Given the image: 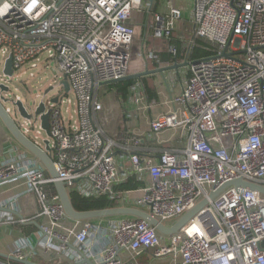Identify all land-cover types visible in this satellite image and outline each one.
Returning <instances> with one entry per match:
<instances>
[{
  "label": "built area",
  "instance_id": "1",
  "mask_svg": "<svg viewBox=\"0 0 264 264\" xmlns=\"http://www.w3.org/2000/svg\"><path fill=\"white\" fill-rule=\"evenodd\" d=\"M155 1L0 2V84L22 81L46 57L56 70L49 87L61 89L42 101L58 178L35 157L0 166V185L24 178L40 206L36 215L24 217L15 209L18 196L0 200V208L9 209L0 212V225L38 228L34 243L23 236L10 261L40 264L35 260L54 256L68 264H139L137 258L150 253L171 264H264V194L242 186L219 192L237 180L264 189V0H193L187 20L173 5L156 14V37L189 48L188 76L171 98L172 109L152 118L143 134L135 131L140 112L152 110L154 102H147L140 81L128 86L123 131L110 136L100 123L99 93L130 75L138 35L133 14L144 15ZM168 51L179 53L176 44ZM195 51L203 54L193 57ZM147 57L159 62L153 53ZM9 59L12 77L5 74ZM22 119L16 122L22 132H33L34 139L28 137L44 146L40 120ZM166 133L171 135L161 139ZM57 180L69 194L106 197L167 227L207 204L176 234L163 235L137 217L70 219L53 191ZM129 181L136 187L120 188Z\"/></svg>",
  "mask_w": 264,
  "mask_h": 264
},
{
  "label": "crops",
  "instance_id": "2",
  "mask_svg": "<svg viewBox=\"0 0 264 264\" xmlns=\"http://www.w3.org/2000/svg\"><path fill=\"white\" fill-rule=\"evenodd\" d=\"M192 5H193V0ZM137 14V19L142 21L143 15L140 13H134ZM159 14V13H158ZM190 17H191V12H190ZM190 17H184L185 20L190 19ZM133 22L136 23L135 19L133 18ZM141 21H138L136 23L140 24ZM188 25V22L185 23ZM176 41V40H175ZM166 50L168 51V46H166ZM182 52L184 53V58L177 63L174 64H165L159 67L153 69L148 68L144 70H139V63L134 64V68L130 70V75L131 74H139V73H144L147 71H152L156 70L159 68H165L173 66L175 64H185L188 63V66L185 68H181L179 70H172V71H167L164 74H153V75H148L145 77H149V80H154L155 81V89L154 91L157 93V99L154 100H149L147 97V92L145 90V96L147 102H154V106L152 110H143L140 112V123L139 127L136 128L137 134H143L148 131V123L152 118L159 117L166 112L170 111L172 109L171 103V98L179 95L182 90V83L186 80L188 73H189V61L191 60V56H189V48L186 46L182 47ZM152 53V52H149ZM150 60V59H149ZM150 62H153L154 60H150ZM137 68V69H136ZM146 68V66H145ZM146 70V71H145ZM142 83V82H141ZM104 89V88H103ZM127 90V89H126ZM103 91V90H102ZM104 92V91H103ZM124 94V93H123ZM122 94L121 102L119 105L118 109H115L116 117L114 118L112 116L111 120V115H110V108H106L104 110L99 118H100V123L104 127V129L107 131V133L110 136H115L117 134H120L123 131L124 128V120L121 116V111H122V102L127 101V91H125V94ZM146 102V103H147ZM146 105V104H143ZM157 107H160L158 109ZM157 108V110H155ZM163 111V112H161ZM114 115V114H113ZM171 134L166 133L161 136V139H166L170 136ZM34 138V136H33ZM169 147V145H167ZM34 156L27 151L23 146H21L14 138L13 136L6 130V128L3 126V124L0 123V166H5L8 165L9 163L12 162H17V161H22L26 160L28 158H33ZM14 196L19 197L18 204L15 206L16 211H18L22 216L24 217H32L38 213L40 210L39 203L37 201V198L35 195L30 193L27 189V183L24 178L16 180V181H11V182H6L0 185V200L2 202L9 201ZM7 209V208H6ZM2 209L0 208L1 213H9V209ZM38 233V228L36 225L29 226L27 228H24L23 231L18 230L16 228H9L7 226L0 225V254L4 255L5 257L0 256V261L11 263V264H16L10 259H8L7 256L13 253V251L16 249V246L18 245V242H20L23 239V236L29 237V242L34 243L36 240V235ZM32 243V244H33ZM49 260H58V263L56 264H68L67 261L63 259H58L54 256H49L48 258H38V260H35L36 262L40 264H46V261ZM43 261V262H40ZM137 261L139 264H161L159 263L160 260H155L150 256V253H144L140 257L137 258ZM49 264V262L47 263ZM55 264V263H54Z\"/></svg>",
  "mask_w": 264,
  "mask_h": 264
},
{
  "label": "rangeland",
  "instance_id": "3",
  "mask_svg": "<svg viewBox=\"0 0 264 264\" xmlns=\"http://www.w3.org/2000/svg\"><path fill=\"white\" fill-rule=\"evenodd\" d=\"M173 5L176 7H179L183 11L184 17H190V12H192V1L191 0H156L155 3L152 5L150 11H144L143 19L141 21L137 19V14H133V18L135 19L136 23L138 21H141L140 24H138L137 31L138 35L135 39V44L133 47V54L131 59V69L134 68V64L139 63V70H144L148 68L153 67V62H150L148 59L149 52L155 51L157 52L161 47H166V43L164 42V39L160 37H156L155 34V23L154 18L156 14H166L168 12V6ZM190 30V28L187 29V32ZM185 34V33H184ZM187 47V46H186ZM147 54V56H146ZM147 57V58H145ZM46 57H43L41 59V63H37V68L31 69L29 74L22 79V81L14 80L12 83H3L6 86L9 87L10 91L7 93V97L9 99L8 102H3V105L6 108L11 109V117L19 123H23V119L18 112V109L14 106L12 101L16 99L18 96L21 98V101L23 102L25 108L28 110V112L32 115L33 110L42 102H47L50 98L53 96H56L61 92V89L58 87V85L55 86L54 90L49 92L47 95L45 94V91L48 90L50 87V84H53L54 79H56V70H55V63L53 61H46ZM137 66V64H136ZM146 66V68H145ZM170 66V65H169ZM137 69V68H136ZM153 69V68H152ZM146 71V70H145ZM2 72V68H0V74ZM35 75L34 78H31L30 74ZM58 81H61L60 78H58ZM149 85L155 89V81L149 80ZM124 83H116V84H109L106 85L102 90H100L99 98L101 102L103 103L104 110L106 108H110V115L111 120L112 116L116 117L115 109L119 108L122 94L124 91ZM39 96V97H38ZM69 98H72V95L69 94ZM160 109V107H157ZM157 108L155 110H157ZM163 112V111H161ZM114 114V115H113ZM114 117V118H115ZM34 133L31 132L28 134V136L31 139L33 138ZM47 138L45 132L42 133L40 137L41 143ZM41 147H44L41 145ZM35 195V194H33ZM33 243V241H32ZM38 260V259H37ZM43 262V261H40ZM56 264L58 263V260H49L45 263L47 264ZM69 263V261H67ZM159 263L161 264H171L170 260L163 259L160 260Z\"/></svg>",
  "mask_w": 264,
  "mask_h": 264
},
{
  "label": "water",
  "instance_id": "4",
  "mask_svg": "<svg viewBox=\"0 0 264 264\" xmlns=\"http://www.w3.org/2000/svg\"><path fill=\"white\" fill-rule=\"evenodd\" d=\"M2 0H0L1 2ZM151 3L154 2V0H150ZM188 66V63L185 64H175L173 66L165 67V68H159L152 71H147L144 73L139 74H131L126 76L123 79L109 82V84H116L121 82H126L134 79H140L142 77L153 75V74H164L167 71L172 70H179L181 68H185ZM5 74L8 77L13 76V69H12V63L11 59L7 61ZM65 87V91L69 92L70 88L66 81L62 83ZM54 90L53 87H50L48 90L45 91V94L47 95L49 92ZM10 89L8 86H5L3 84H0V123L3 124V126L6 128V130L13 136V138L21 145L23 146L27 151H29L36 159H38L47 169L48 173L51 175L52 178L57 179V172L54 168L53 161L50 157V127H49V112L45 111V104L41 102L34 110V114H30L28 110L25 108L22 101L18 100L16 102L12 103L14 106L18 109V112L20 113L21 117L27 120H31L33 118L39 119L41 122V127L44 130L47 139L44 141V147L37 146L28 136H26L22 130L19 128V126L16 124V121L11 117V115L6 111L5 106L3 105V102H8L9 99L5 98L2 93H9ZM57 98H55L53 101L57 102ZM245 187L251 191H259L264 194V189L250 183H246L242 180H237L230 182L226 185H224L222 188L219 189V192L230 187ZM55 187L57 190V193L60 197L61 203L64 207L65 213L67 216L76 221H83V220H96V219H104V218H110V217H119V216H131V217H137L140 219H143L147 221L151 226L155 227L161 234L163 235H173L176 234L179 229L187 222L189 221L203 206L207 204V201L204 200L201 202L198 206H196L192 211L187 213L184 217H182L179 221H177L172 227H167L163 225L162 223L158 222L157 220L153 219L149 214L137 210L134 208H126V207H114L109 209H100V210H91V211H77L71 202L70 195L68 191L66 190L65 184L60 181L55 182ZM216 196V193L211 194V198H214ZM1 257H5L4 255L0 254ZM9 259L13 260V258L9 257ZM86 264H90L89 261H84ZM25 264H34L31 262H25Z\"/></svg>",
  "mask_w": 264,
  "mask_h": 264
},
{
  "label": "trees",
  "instance_id": "5",
  "mask_svg": "<svg viewBox=\"0 0 264 264\" xmlns=\"http://www.w3.org/2000/svg\"><path fill=\"white\" fill-rule=\"evenodd\" d=\"M166 43V46L169 44H176L178 47V54L177 56H173L169 52H167L166 48L167 47H161L157 52L152 51L153 54L158 56L159 62H154V68L165 65V64H174L177 62H180L184 58V53L182 52V46H180V43L178 41H172V43H169L164 40ZM151 52V51H150ZM203 53L200 51H195L193 54V57H199ZM140 81L142 82L146 92H147V97L149 100H154L157 99V93L154 91V89L149 85V77H142L140 79H134L130 81L123 82L124 83V91L123 93L125 94V91L128 86L134 84L135 82ZM123 94V95H124ZM136 187V183L133 181H129L126 184H123L120 188L122 189H129V188H134ZM53 191L57 193L56 187L53 185ZM70 199L72 202L73 207L77 211H91V210H100V209H109V208H114L116 207V204L113 202L109 201L106 197H99V198H86L81 196L77 192H70Z\"/></svg>",
  "mask_w": 264,
  "mask_h": 264
},
{
  "label": "clouds",
  "instance_id": "6",
  "mask_svg": "<svg viewBox=\"0 0 264 264\" xmlns=\"http://www.w3.org/2000/svg\"><path fill=\"white\" fill-rule=\"evenodd\" d=\"M5 8H7V5H5Z\"/></svg>",
  "mask_w": 264,
  "mask_h": 264
}]
</instances>
